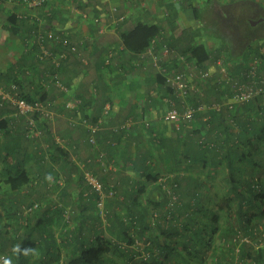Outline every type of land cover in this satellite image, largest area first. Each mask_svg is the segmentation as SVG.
Here are the masks:
<instances>
[{"label":"crops","instance_id":"1","mask_svg":"<svg viewBox=\"0 0 264 264\" xmlns=\"http://www.w3.org/2000/svg\"><path fill=\"white\" fill-rule=\"evenodd\" d=\"M259 2L51 0L46 9H34L30 12L20 5L0 0V91L9 88L5 74L13 70L20 71L21 74L24 72L26 76L21 79V84H17L19 90L26 95L35 96L37 88L42 87L35 74L47 72L52 68L49 63L37 60L36 45L27 47L24 42V37L36 28L37 18L44 23L42 29L64 31L88 61L87 65H83L80 58L71 55L60 66L59 75L69 88V95H63L57 89L46 90L48 99L54 102V115L47 123L48 134L51 136L49 140L68 153L69 162L60 160V163H52L49 160L43 170L41 163L38 164L40 155L36 154V151L41 150L47 158H51L50 147L46 144L49 140L45 143L44 135L38 142L23 137L24 117L17 116L9 103L0 107V223L3 224L6 216L26 203H41V210L33 215L32 220L42 224V227L33 236L35 247L29 257L24 259L25 264H65L76 249L74 238L77 236L79 240L88 242H94L97 237L104 236L114 239L110 230L113 227L119 230V227L113 226L112 216L126 215L131 209L135 210L138 216H143V224L147 228L144 240L155 238L159 245L169 243L173 246L175 251L169 254L170 262L172 261L170 264L175 263L173 260L177 255L178 260L180 254L185 256V252L180 250L178 254L175 239L165 238L161 231L148 222L151 221L150 217L156 214L155 203L160 202L157 183L153 181L155 175L165 173L182 176L186 173L184 166L187 167L188 161L175 164L178 159L182 160V149L178 151L176 160L169 152L173 150L179 138L186 136L185 133L190 130L192 123L182 132H178L173 124H166L161 120L167 108L165 99L172 97L167 95L163 83L159 86L155 81L158 74L157 70L152 68L153 56L149 55V51L138 55L126 53L120 34L130 29L138 20L159 25L162 30L152 40L150 50L161 59L160 65L166 66L168 72L176 68L177 64L182 67L194 64L189 56L182 52L188 45L201 43L210 53L202 68H212V71H215V61L223 55L227 65L236 64L239 66L238 70H241L243 56L248 53L252 42H246L243 36L239 35L237 24L248 23L247 19L258 20V17L253 16L260 6ZM170 3L175 15L173 26L167 20V5ZM248 7H251L252 11L246 9ZM113 8L115 11H112ZM20 14L27 15L29 19H18ZM12 15L21 21L17 34L5 28ZM83 15L87 17L84 19ZM209 25L217 36L220 34L224 42L215 45L208 42L205 26ZM258 25L259 23L254 26ZM236 40L239 43H236ZM236 45H243V48L235 58L233 53ZM50 47L54 53L57 52L58 48L52 45ZM173 48L176 50L173 54L164 52ZM230 55L234 58L230 59ZM180 58H185L186 63ZM29 71H32L33 75H27ZM195 83L207 94V101H204L206 109L195 116L194 122L198 123L208 119L209 113L213 112L209 108V97L212 98L214 94L209 80L196 78ZM70 97L80 101V113L83 107V115H88L91 123H96L103 108L109 105V115L96 135L95 145L87 142L88 135L83 126L78 123H75V126L69 125L70 118L77 121V117H83L82 113L76 116L65 108V101ZM128 121V130L118 133L112 131L116 126ZM99 152L105 153L107 157L106 170L100 171L96 164ZM20 164L29 172L31 184L22 192L12 193L5 185V180ZM82 168L96 172L110 184H114V180L117 181L119 188L116 195L106 201V216L107 219L111 217V221L105 222V217L99 214L95 195L87 194L88 190L80 176ZM134 199L139 200V205L135 207L132 203ZM176 240L181 241L179 238ZM0 245L4 244L0 242ZM12 249L13 247L4 249L7 256ZM126 258L123 257L124 261ZM118 261L117 264H132L129 261L124 262L122 258Z\"/></svg>","mask_w":264,"mask_h":264},{"label":"trees","instance_id":"2","mask_svg":"<svg viewBox=\"0 0 264 264\" xmlns=\"http://www.w3.org/2000/svg\"><path fill=\"white\" fill-rule=\"evenodd\" d=\"M167 8V20L173 26L175 15L171 3L167 5ZM246 9L252 11L251 7ZM259 14L258 16H260ZM261 16L263 15L261 14ZM19 22L21 21L15 15H12L9 17L8 25L5 28L13 34H17L21 28ZM237 26L239 27V35H242L246 42L254 43L253 41L257 40L255 42L264 44V34L261 36L256 34L250 23L246 22L245 25L238 23ZM161 30L162 28L156 23L149 24L142 20L136 21L130 29H126L120 34L124 51L132 55L146 52L151 47L152 40L160 34ZM260 49L253 45L249 47V54L243 56L241 70L246 67L250 58L254 55L264 59V51ZM182 53L188 55L189 59L198 65H203L209 59L210 54L202 43L188 45ZM231 57L234 58L230 55L229 58L232 59ZM238 67L236 64H231V72L237 71ZM261 70L264 73V65ZM18 72L11 70L5 74L9 86L12 82L21 84V79L26 78L24 72L22 74L20 71ZM47 72H54V68L52 67ZM27 73V75H33L32 71ZM43 73H46V71L35 74L37 82ZM155 81L159 86L162 83L164 85V79L159 74L155 77ZM197 87L200 92L205 93L198 85ZM51 88L39 87L34 94L35 96L26 95L20 89L21 97L29 103L49 100L46 90L55 89ZM166 91L168 96H173L169 89H166ZM212 92L214 96L209 97L210 105L212 103H222L225 100L223 96L225 91H213L212 89ZM14 111L17 116H21L16 113L15 109ZM83 111L84 109L81 107L82 115L84 114ZM209 114V118L204 121L192 122L190 130L185 133L186 136L177 140L176 145L173 146V150H170L169 154H172L171 156L176 160L178 151L182 149L180 153L182 160L178 159L175 164L188 161L187 167L184 166L185 172L190 168L191 170L196 168L204 172L207 170L210 174L215 169L223 170L226 180L224 189L219 194L215 193V197L212 199L210 191L212 182L208 183L201 178L193 177L188 174L189 171L182 176L166 174L165 184L178 196L177 203L169 207V198L162 185L158 183L160 174H156L153 181L157 183L156 187L160 194V202L155 203L156 214L150 217V225L161 231V235L165 238L175 239L174 244L182 246L185 256H181L177 250L180 254V264H193L194 260L201 261L202 258L200 255L198 256V253L209 250L216 238L219 244L222 246L225 244V246L221 251H217L216 247L213 246L215 250L213 255H216L214 264H264V181L257 178L258 175H254L253 172L258 170L257 168L260 165L254 154L264 150V103L257 104L251 101L235 105L233 111H226V108H223L221 112L213 111ZM34 118L38 121L37 128L42 131L40 137L42 138L44 135L45 143L47 140H51V136L48 134V121L43 119L39 121L37 115ZM83 118L89 120L90 117L83 115ZM24 119L23 137L38 142L40 137L28 136L26 118L24 117ZM45 136L48 138H45ZM202 137L205 140V145L199 143ZM50 140L46 144L50 147L51 158L50 156L47 158L41 150L36 151V154L40 155L38 164L41 163L42 168L49 163V160L52 163H60V160L65 163L69 162L68 153ZM208 144H213V147L209 148ZM107 161L106 157V164ZM248 168L251 175L246 180L242 174ZM91 172L99 178L105 189H110L112 184L108 181L105 182V179L96 172L92 170ZM80 176L81 181L88 189L83 174L81 173ZM207 177L211 178L210 176ZM30 184L29 172L22 167V164L14 172L9 173L5 180V185L9 187V192L12 193L22 192L29 188ZM117 184V181L114 180L115 191L119 188ZM92 195L96 197L95 193ZM203 197L207 201V206L202 202ZM217 200L219 201L216 202ZM235 201L237 204L234 209V219H232V222L227 219L221 223V215L218 212L225 209L232 212V204ZM34 203L35 201L26 203L25 206L6 216L3 224L0 223V242L6 246L0 245V253H5L7 256L4 249L13 247L9 256H7L11 264H25L24 259L29 257L35 247L33 236L41 229L42 224L32 219L34 218L33 215L41 210V203L38 202L39 207L33 213L22 217L24 208L32 206ZM132 203L135 207L139 205V200L134 199ZM209 205H213L212 208ZM215 206H217V209H215ZM198 214L202 215L200 219L196 218ZM112 218L113 226L119 227V230L114 227L110 230L113 237H115L114 239L104 236L97 237L94 242H88L79 240V236L75 237L76 249L65 264H117V258H122L124 261V256L127 257L124 262L129 261L132 264H165L166 261H170L169 254L175 251L173 246H170L169 243L159 245V241L155 238L144 240L143 237L147 228L143 224V216H138L135 210L127 211L125 218L120 214H114ZM112 218L108 217L107 221H111ZM203 218H205L204 221ZM22 220L25 221L24 224L20 223ZM176 238H180L181 241L178 242ZM25 250L28 251L25 252Z\"/></svg>","mask_w":264,"mask_h":264},{"label":"built area","instance_id":"3","mask_svg":"<svg viewBox=\"0 0 264 264\" xmlns=\"http://www.w3.org/2000/svg\"><path fill=\"white\" fill-rule=\"evenodd\" d=\"M12 5H20L27 11L34 9H46L51 3V0H7ZM115 11V8L112 9ZM87 16L83 15L85 19ZM20 20H28V16L20 14L17 16ZM24 20V21H26ZM36 28L32 29L28 35L24 37V42L27 47L36 45L38 52L36 58L41 63L47 62L54 68L52 73H43L38 79V83L46 89L51 87L59 90L65 95H69V88L62 82L59 75V68L63 62L68 60L71 55H76L83 65H87L88 61L82 56L78 47L71 42L64 31H52L42 29L43 21L36 19ZM55 46L57 52L54 53L52 47ZM152 48V46L150 47ZM150 48L149 55L153 56L152 68L157 70V74L161 75L164 79V88L169 89L173 94L172 98H166L165 104L166 110L161 116V120L166 124H173L178 132L188 124L194 122L197 113L206 109L204 103V94L199 91L196 85V78L201 80L212 81L213 74L206 69L198 66L197 63L193 65H187L185 67L177 64V67L170 72L167 71V67L160 65L161 59L153 55ZM144 52L143 54L147 53ZM166 54L175 53L173 49H166ZM183 63L185 60L180 58ZM225 64V56L221 55L215 61L216 72L215 83L216 91H225V100L222 103H212L210 109L216 112H221L223 108L226 111H233L235 105L249 103L254 101L260 96H264V73L260 69V62L257 58L249 61L243 70H240L237 76L231 75L223 68ZM229 93V94H228ZM230 95V98L227 97ZM5 103H9L18 115L26 118V129L28 136L40 137L42 131L37 128L38 121L35 120V116L39 118V121L51 120L54 115V102L51 100L34 101L32 103L27 102L21 97L20 90L16 83H11L7 90L0 91V106L3 107ZM80 101L70 97L65 101V108L72 111L76 116L80 114L79 110ZM110 107L106 105L102 110V115L96 121L91 123L87 118L82 116L77 117V121L74 118L69 119V125L75 123L83 126L87 131V142L90 145L96 144V135L98 131L105 124V118L109 115ZM148 126V124H146ZM130 127V121L122 123L116 126L112 131L118 133L119 131H126ZM200 144L205 145V140L199 141ZM209 148L213 147V144H208ZM96 162L100 170H106V155L100 152L97 156ZM82 174L85 183L88 187L89 195L95 193L96 208L101 216H105V204L108 199L114 198L116 191L113 184L110 185V189H105L99 178L94 175L90 170L82 168ZM166 174H160L158 177V183L162 185L163 190L166 192L169 198V207L174 203H177L178 196L165 184L167 180ZM86 194V195H87ZM39 207L38 203H34L32 206L26 207L23 210L22 217H26L30 213H33ZM19 215V214H18ZM20 223H25L24 220ZM0 264H11L5 253H0Z\"/></svg>","mask_w":264,"mask_h":264},{"label":"rangeland","instance_id":"4","mask_svg":"<svg viewBox=\"0 0 264 264\" xmlns=\"http://www.w3.org/2000/svg\"><path fill=\"white\" fill-rule=\"evenodd\" d=\"M167 1H169V0H167ZM260 2V6L258 7V9H260V10H262V14H263V16H264V0H259ZM264 22V21H263ZM244 25L246 24V22L245 23H243ZM252 29H253V31L256 33V34H258V35H263L264 34V24L262 23V22H259V25L257 26V27H253L252 26ZM213 29H211V26L209 25V26H205V35H207V39H208V42L211 44V45H215V43H222V42H224V39L220 36V34H218L219 36H217L215 33H214V31H212ZM253 32V33H254ZM241 36V35H240ZM255 41H257V40H255ZM255 41H253L254 43H252V45L254 46V47H258V49L259 48H261L260 50L261 51H264V44L263 43H261V42H255ZM244 42V41H243ZM236 43H239L238 42V40H236ZM242 44H244V43H242ZM242 48H243V45H236V48H235V50H234V57L236 58L238 55H239V53L242 51ZM173 50H174V52H176V50L173 48ZM262 53V52H261ZM255 58H257L258 60H259V62H260V69H263V65H264V59L263 58H260V57H258V56H252L251 58H250V61H252L253 59H255ZM184 60H185V62H186V59L184 58ZM194 63H196V62H194ZM192 65H193V63H192ZM198 66H200V67H202V65H198ZM223 68L224 69H226L227 70V72L228 73H230L231 75H235V76H237L238 75V73L240 72L239 70H234L233 71V73L231 72V69H230V66L229 65H227L226 64V62H225V64L223 65ZM205 69V68H204ZM207 71H209V72H211L212 74H213V78H212V81H210L211 82V85H212V88L211 89H213V91H216V86H215V83L213 82V81H215V75H216V72L218 71V69H216L215 71H212V68L210 69H206ZM204 94V101H207V94L206 93H203ZM229 94V93H228ZM227 97H229L230 98V95H228ZM254 102H256L257 104L258 103H264V96H260V97H258V98H256L255 100H254ZM256 105V104H255ZM73 126H75V125H73ZM254 156H255V159H257L259 162H260V165L258 166V170H255V171H253L254 172V175H258L257 176V178H260V179H262L263 181H264V150H262L260 153H257V154H254ZM187 171H189L190 172V174L193 176V177H198V178H201V179H203V180H205V181H207L208 183H210V182H212V188H211V198L213 199L215 196V193H221V191L224 189V186H225V184H226V180H225V173L223 172V170H221V169H215V171L212 173V174H210L207 170H205V172L204 171H202V170H198V169H196V168H194L193 170H191V168L190 169H188V170H186V172ZM188 172V173H189ZM161 174H165V173H161ZM249 175H251L250 174V170H249V168L242 174V176L247 180V179H249ZM207 176H210L211 178H208ZM202 199V198H201ZM210 199V198H209ZM217 199H219V198H217ZM203 201V203L206 205L207 204V201L205 200V197H203V199H202ZM219 200H217L216 202H218ZM211 203H212V201H211ZM237 204V202L235 201L232 205H233V207L231 208V211L232 212H229V210H227V209H225V210H220L218 213L221 215L220 216V222L221 223H223V222H225L227 219H230L231 220V222H232V219H234V209H235V205ZM207 206V205H206ZM212 206L213 205H209V207L210 208H212ZM217 206H218V203H217ZM217 206H215V209H217ZM231 215H230V214ZM123 218H125V216L126 215H121ZM201 216L202 215H200V214H198L197 216H196V218H198V219H200L201 218ZM103 217H105L104 219H106L105 220V222L107 221V217L106 216H103ZM99 218V217H98ZM100 220V219H99ZM205 220V218H203V221ZM148 223H150L151 224V222L149 221ZM179 223V222H178ZM179 224H181V223H179ZM180 239V238H179ZM218 239L216 238L214 241V244H212L213 246H214V248L216 247V249H217V251H221V249H224V246H225V244L222 246L221 244H219V241H217ZM175 246H176V248H177V250H180V251H183L182 250V247H181V245H177V244H175ZM213 246L212 247H210V249L209 250H207V251H200L199 253H198V256L200 255V257L202 258V260L201 261H195L194 260V262H193V264H214V258H215V256L216 255H213V252L215 253V250H214V248H213ZM223 252V251H222ZM212 255V256H211ZM203 256V257H202ZM213 257V258H212ZM179 259V256L177 255V257H174V260L173 261H175V263L174 264H180V260H178ZM119 260V259H118ZM117 260V262L119 263V261ZM172 262V261H171ZM170 261H166L165 262V264H170L171 263ZM121 264V263H120ZM242 264H244V263H242ZM245 264H248V263H245Z\"/></svg>","mask_w":264,"mask_h":264},{"label":"flooded vegetation","instance_id":"5","mask_svg":"<svg viewBox=\"0 0 264 264\" xmlns=\"http://www.w3.org/2000/svg\"><path fill=\"white\" fill-rule=\"evenodd\" d=\"M255 10H256V9H255ZM255 10H254V11H255ZM258 13H260V14H259L260 16H258ZM255 14H256V15H254L253 17H258L257 19H259V18L261 19V18H262V17H261L262 10L257 9V10L255 11ZM262 15H263V14H262ZM247 21H248V23H250V19H247Z\"/></svg>","mask_w":264,"mask_h":264},{"label":"water","instance_id":"6","mask_svg":"<svg viewBox=\"0 0 264 264\" xmlns=\"http://www.w3.org/2000/svg\"><path fill=\"white\" fill-rule=\"evenodd\" d=\"M263 20H264V18L258 19V20H256V21H254V20H250V24H251L252 26H254V25L258 24L259 22H262Z\"/></svg>","mask_w":264,"mask_h":264},{"label":"clouds","instance_id":"7","mask_svg":"<svg viewBox=\"0 0 264 264\" xmlns=\"http://www.w3.org/2000/svg\"><path fill=\"white\" fill-rule=\"evenodd\" d=\"M28 250H25V252H27Z\"/></svg>","mask_w":264,"mask_h":264}]
</instances>
